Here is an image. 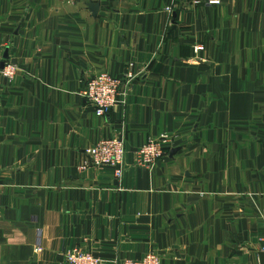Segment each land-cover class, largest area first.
<instances>
[{
	"label": "crops",
	"instance_id": "0c3cea01",
	"mask_svg": "<svg viewBox=\"0 0 264 264\" xmlns=\"http://www.w3.org/2000/svg\"><path fill=\"white\" fill-rule=\"evenodd\" d=\"M0 54L17 67L0 82V264H66L75 247L264 264V0H0ZM129 67L124 102L98 116L85 82ZM110 136L121 179L80 168Z\"/></svg>",
	"mask_w": 264,
	"mask_h": 264
},
{
	"label": "built area",
	"instance_id": "2783aa9c",
	"mask_svg": "<svg viewBox=\"0 0 264 264\" xmlns=\"http://www.w3.org/2000/svg\"><path fill=\"white\" fill-rule=\"evenodd\" d=\"M195 3H205L212 6L221 5L223 0H194ZM196 51L202 46H195ZM131 67V66H130ZM128 68L122 77H116L108 72H99L91 76L84 85L81 95L94 108L98 116H104L123 103L130 84L138 77L131 68ZM17 72L15 64L6 62L0 54V82L12 81ZM172 137L166 134L159 139H147L136 151L137 161L149 166L154 164L166 153V145L170 144ZM125 140L121 136L102 138L84 150L86 160L81 169L92 167H108L112 170L115 179H121L124 174ZM261 250L264 253V227L260 236ZM66 264H103L104 260L90 251L75 247L65 255ZM161 264L160 258L153 252L146 253L139 259L123 258L113 261L112 264Z\"/></svg>",
	"mask_w": 264,
	"mask_h": 264
},
{
	"label": "water",
	"instance_id": "95a60500",
	"mask_svg": "<svg viewBox=\"0 0 264 264\" xmlns=\"http://www.w3.org/2000/svg\"><path fill=\"white\" fill-rule=\"evenodd\" d=\"M97 7H98L97 4H93L90 8H91V10L94 12V11H96ZM175 150H177V149H174V148H173V149L171 150V152H174Z\"/></svg>",
	"mask_w": 264,
	"mask_h": 264
}]
</instances>
